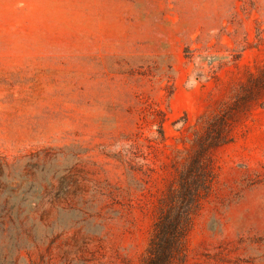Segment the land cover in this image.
I'll list each match as a JSON object with an SVG mask.
<instances>
[{"label": "rangeland", "instance_id": "obj_1", "mask_svg": "<svg viewBox=\"0 0 264 264\" xmlns=\"http://www.w3.org/2000/svg\"><path fill=\"white\" fill-rule=\"evenodd\" d=\"M262 71L264 0H0V264H142L178 150ZM252 93L184 264H264Z\"/></svg>", "mask_w": 264, "mask_h": 264}, {"label": "trees", "instance_id": "obj_2", "mask_svg": "<svg viewBox=\"0 0 264 264\" xmlns=\"http://www.w3.org/2000/svg\"><path fill=\"white\" fill-rule=\"evenodd\" d=\"M248 92L222 107L206 123L203 131H195L189 146L178 152L183 155L175 183L159 201L158 213L142 264H184L187 239L193 220L209 197L217 179L215 153L234 141L233 132L246 112L242 106L255 101L254 90L264 87V71L251 77ZM247 89V87H246ZM255 92V91H254ZM252 98V99H251Z\"/></svg>", "mask_w": 264, "mask_h": 264}]
</instances>
